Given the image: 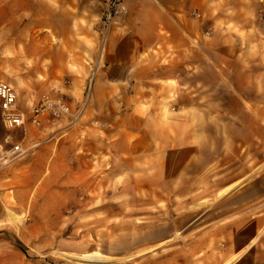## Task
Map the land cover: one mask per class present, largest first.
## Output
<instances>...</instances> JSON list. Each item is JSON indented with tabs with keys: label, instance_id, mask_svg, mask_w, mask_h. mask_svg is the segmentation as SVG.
<instances>
[{
	"label": "crops",
	"instance_id": "crops-1",
	"mask_svg": "<svg viewBox=\"0 0 264 264\" xmlns=\"http://www.w3.org/2000/svg\"><path fill=\"white\" fill-rule=\"evenodd\" d=\"M106 1L8 0L0 15L6 11L15 46L22 38L29 40L25 46L40 41L41 61L50 67L46 79H65V90H74L72 113L83 110L99 156L134 159L137 168L150 165L152 184L166 185L181 202L204 189L217 195L231 188L228 195H217L213 215L207 209L194 218L183 216L181 230L170 225L166 241L139 256L183 231L184 245L162 264H264V197H256L255 177L240 184L264 165L256 157L255 107L241 102L245 92L250 94L245 89L252 87V77L247 75L243 87L224 77V32L217 25L216 62L222 73L215 75V103H210L201 81L207 46L196 38L202 22L191 19L196 0H125L126 13L107 32L101 21ZM221 15L223 22V8ZM64 46L78 56L87 50L82 74L67 67ZM230 50H239L234 37ZM146 236L153 240L160 234ZM52 262L0 227V264Z\"/></svg>",
	"mask_w": 264,
	"mask_h": 264
},
{
	"label": "rangeland",
	"instance_id": "rangeland-1",
	"mask_svg": "<svg viewBox=\"0 0 264 264\" xmlns=\"http://www.w3.org/2000/svg\"><path fill=\"white\" fill-rule=\"evenodd\" d=\"M201 2L196 0L193 5L191 19L202 22L196 38L202 41V46H207L208 61L201 73V81L207 89L202 90H208V101L215 103L211 91L216 90L215 75L222 73L216 62V30L220 26L218 28L224 32V77L238 87L246 84L247 75L252 77V87L245 89L250 90V94L245 92L241 102L249 100L255 107L256 157L264 160V0ZM7 4L8 0H0L1 8L6 9ZM4 12L0 15V82L15 88L18 107L26 119L23 128L6 130L0 117V215L2 221L6 220L8 210L22 221L20 229L6 227V230L16 242L46 255L47 261L52 260L53 264L64 263L57 255L59 252L77 255L92 251L121 258L106 264H157L158 259L162 264L170 253L184 245L183 231L173 234L170 241L156 250L138 254L166 241L170 225L177 229L182 227L183 216L194 218L207 209L208 214L213 215L217 210L214 206L217 195L204 189L192 195L188 202H181L166 185L152 184V175L146 172L150 165L137 168L134 159L99 156L89 141L92 134L85 128L83 110L76 122L70 116H47L39 127L33 126L29 117L43 95L62 99L72 112L74 90H65V79H46L50 67L41 61L40 41H36V47H31L25 46L24 42L29 40L22 38L15 46L13 32L9 38ZM233 37L239 47L236 53L230 50ZM80 41L91 46L84 38ZM192 45L197 49L198 44L193 41ZM64 51L69 56L67 67L82 74L88 66L87 50L79 56V51L66 46ZM165 84L175 86L173 82ZM224 90L231 87L225 86ZM166 106L167 113L170 108ZM17 144L24 154L7 159L8 152ZM262 174L264 165L257 167L255 176L240 183L255 177L257 198L264 197ZM153 231L160 236L151 240L146 235Z\"/></svg>",
	"mask_w": 264,
	"mask_h": 264
},
{
	"label": "built area",
	"instance_id": "built-area-1",
	"mask_svg": "<svg viewBox=\"0 0 264 264\" xmlns=\"http://www.w3.org/2000/svg\"><path fill=\"white\" fill-rule=\"evenodd\" d=\"M125 0H107L101 15L104 30L107 32L113 22L119 16L126 13ZM82 112L72 115L69 106L60 98L43 95L38 103L32 108L29 121L33 126L39 127L47 116L62 118L70 116L76 122L80 119ZM0 117L6 130L23 128L26 119L17 104V92L15 88L7 83L0 82ZM7 159L15 158L24 154L20 144L14 145L8 152Z\"/></svg>",
	"mask_w": 264,
	"mask_h": 264
},
{
	"label": "bare ground",
	"instance_id": "bare-ground-1",
	"mask_svg": "<svg viewBox=\"0 0 264 264\" xmlns=\"http://www.w3.org/2000/svg\"><path fill=\"white\" fill-rule=\"evenodd\" d=\"M230 191H231V188L225 189L224 191L217 194L218 198H221L222 196L224 197V195H226ZM5 212H6V220L4 219L3 221L2 220L0 221V227L6 226V227L13 228L16 230L20 229V225L22 223V221L20 222V218L14 213H12L11 211L7 210ZM59 253L57 255L63 258V261H64L63 264H106L109 261H118L119 259H121V258L115 259L113 257L105 256L98 251H92L89 253H81L77 255L59 254Z\"/></svg>",
	"mask_w": 264,
	"mask_h": 264
}]
</instances>
